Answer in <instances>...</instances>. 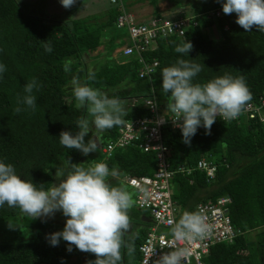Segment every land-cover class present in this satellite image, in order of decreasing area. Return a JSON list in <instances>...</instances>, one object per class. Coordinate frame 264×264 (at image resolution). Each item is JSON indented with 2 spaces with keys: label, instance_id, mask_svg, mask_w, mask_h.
Returning a JSON list of instances; mask_svg holds the SVG:
<instances>
[{
  "label": "trees",
  "instance_id": "16d2710c",
  "mask_svg": "<svg viewBox=\"0 0 264 264\" xmlns=\"http://www.w3.org/2000/svg\"><path fill=\"white\" fill-rule=\"evenodd\" d=\"M142 1L124 3L130 9ZM149 1L154 7L153 15L160 16L159 0ZM168 1L177 8L185 4L183 0ZM218 8H222L219 0L192 3L184 13L194 19L185 38L191 41L192 48L187 55L177 53L174 49L183 39L159 38L155 48L143 53L146 61L158 62L151 79H143L137 73L141 63L136 56L112 55L126 35L125 30L115 26L119 7L111 6L102 14L53 21L24 12L16 0H0V62L6 66L0 74V159L12 163L23 178L45 187L55 182L56 168L63 167L65 160L85 166L93 163L91 152L82 154L78 149L62 146L58 139L62 130L75 131L77 118L85 113L83 108L76 107L69 90L71 76L85 80L89 71H94L96 78L85 82L101 90L110 89L109 96L130 100L147 96L154 88L160 102L167 98L161 88L160 70L183 56L205 66L195 78L197 81L224 72L243 75L252 94L249 101L257 102L264 90V31L255 26L250 31L243 29L235 22V13L219 18L203 16ZM214 25L220 30L217 38L204 32ZM44 43H51V52L44 50ZM99 46H103L102 55L106 58L88 69L84 57ZM33 78L39 84L33 89L35 110L20 103L24 83ZM125 108L122 122L148 114L140 104H128ZM121 123L103 130L101 137L106 141L115 139ZM89 136L90 132L85 141ZM163 141L169 147L173 167L181 162L195 167L205 154L217 165L215 178L209 183L205 173L196 168L189 176L174 175L173 199L179 206V215L185 209H196L200 202L223 196L231 198L229 215L239 233L232 242L211 246L203 263L264 264V125L244 118L215 120L207 132L198 127L188 144L183 142L180 131L166 125ZM106 163L122 172L121 177L110 178L112 183L123 181L126 174L152 175L156 166L154 152H143L133 146L116 149ZM128 214L130 221L141 228L134 234H126V240L135 237V251L129 255L122 249L121 264H138L139 246L151 224L150 214L135 207ZM58 219V224L52 217L32 219L16 206L9 207L6 203L0 206V264H70L73 257L83 259V264L94 260V253L75 246L67 251L68 242L63 239L55 246L48 243L46 231L52 225L62 228L66 218Z\"/></svg>",
  "mask_w": 264,
  "mask_h": 264
},
{
  "label": "clouds",
  "instance_id": "9594fccd",
  "mask_svg": "<svg viewBox=\"0 0 264 264\" xmlns=\"http://www.w3.org/2000/svg\"><path fill=\"white\" fill-rule=\"evenodd\" d=\"M225 14L235 13V22L250 31L253 26L264 31V0H219ZM69 8L75 0H59ZM190 40H183L175 47V52L186 54L192 48ZM46 52L52 51L51 43H44ZM205 67L201 62L177 57L174 63L160 70L161 88L167 94L166 109L171 113L170 120L180 129L184 143L198 127L206 132L217 117L224 120L236 118L242 107L251 99V91L243 75L224 72L205 81L195 78ZM66 71L68 64L64 65ZM6 70L0 62V74ZM95 72L89 71L85 80H95ZM72 75L70 89L76 107L85 113L76 120V130H62L58 139L62 146L80 150L82 154L96 151L98 143L95 134L85 136L94 128L97 131L120 124L126 114L125 102L117 96H109L100 88L94 87ZM39 84L35 78L23 85L24 95L20 103L35 110L36 96L33 89ZM156 101L150 99L149 105ZM160 117L158 123L164 122ZM58 182L45 187L18 174L12 163L0 159V206H16L22 213L38 217H50L56 211L65 216L62 229L46 234L50 245H57L61 239L68 242L65 247L71 251L92 252L95 259L88 264H121L122 249L131 255L135 251V237L126 240L130 231L128 210L132 206V194L123 181L112 183L110 178L121 177L117 166L111 168L103 160L87 166L65 160L63 167L54 173ZM172 245L163 253L156 264H184L188 248L176 242L185 243L203 239L209 232L203 210H183L178 218L168 221Z\"/></svg>",
  "mask_w": 264,
  "mask_h": 264
},
{
  "label": "built area",
  "instance_id": "2783aa9c",
  "mask_svg": "<svg viewBox=\"0 0 264 264\" xmlns=\"http://www.w3.org/2000/svg\"><path fill=\"white\" fill-rule=\"evenodd\" d=\"M108 1L112 6H117L120 9L115 22L116 28L126 32L122 38L124 44L116 51L118 56H136L141 63L137 69L138 76L143 79H151L158 62L156 60L146 61L143 53L155 48L159 38L175 36L184 40L191 22L194 21L193 16L184 14L185 12L177 17L162 13L160 16H153L149 20L142 21L138 20L136 15L126 8L124 0ZM223 15L225 13L222 8L203 14V16H212L213 18ZM227 27L225 26L226 29ZM150 99L156 101L155 106L148 104ZM129 104L131 106L143 105L148 114L124 120L118 128L117 137L101 143L98 148L102 155L101 160L105 162L116 149L129 146L138 147L143 152L155 153L156 166L152 175L126 174L123 181L133 190L135 207L147 210L150 214L151 224L139 246L138 264H156L161 255L169 251L173 243L168 221L179 215V206L173 199L174 189H171L174 175L181 173L189 176L196 168L205 173L206 181L209 183L215 178L217 165L203 155L195 167L187 166L184 162L173 167L169 158V147L163 141V127L169 125L174 130L180 131V129L170 120L171 113L167 111L166 104L159 102L154 88H151V93L147 96L132 97ZM160 117L165 118L164 122H157ZM242 118L264 125V90L257 102L245 103L236 118L224 120L217 117L216 120L240 121ZM230 203L231 198L223 196L197 204L196 208L203 210L209 232L203 239L187 243L176 242L179 246L188 248L184 264H204L203 258L209 253L211 246L217 243L232 242L238 235L239 232L234 228L229 215L228 205Z\"/></svg>",
  "mask_w": 264,
  "mask_h": 264
},
{
  "label": "rangeland",
  "instance_id": "374dc122",
  "mask_svg": "<svg viewBox=\"0 0 264 264\" xmlns=\"http://www.w3.org/2000/svg\"><path fill=\"white\" fill-rule=\"evenodd\" d=\"M18 4L21 6L22 10L28 14L38 16V17H43L47 20H55V21H67L75 18H83L87 17L90 15L94 14H102L103 12L106 11L109 7L112 5L109 3L108 0H75V3L69 7L65 8L63 7L60 3L59 0H16ZM125 1V0H124ZM185 4L182 7H176L173 3L169 2L168 0H159L158 4V9L159 11H162L164 14H170L174 17H177L180 13L187 12L190 10V6L192 3L196 2V0H183ZM154 7L151 4L149 0H144L142 2L135 3L130 7V11L136 15L138 20L146 21L149 20L151 17H153V10ZM110 31V30H109ZM207 35H209L212 38H217L220 36V30L216 25L207 28L204 31ZM122 44H124V41L122 40ZM121 44V45H122ZM119 45L118 47H120ZM120 48H117L114 50L112 53L113 57H119L117 54V50ZM103 46L98 47L95 51H92L90 54L85 55L84 57V64L87 66L88 69H93L96 67V65L101 63V61L106 58L105 56L103 57L102 52H103ZM70 88V86H69ZM71 91V89H69ZM107 94L110 93L109 90H103ZM125 102V106L129 104V99H123ZM167 98L165 99H160V103L166 104ZM101 132L102 131H97L94 128L92 129V132L90 131L91 135L95 134L98 147L101 143H104L106 140H104L101 137ZM101 152L99 149L96 151L91 152V157L93 158V162L100 160L102 158V155L100 157ZM205 156H207L205 154ZM58 182L55 179L56 183ZM129 192L132 194V207H135L134 204V194L133 190L131 187L126 185ZM173 190V186L171 187ZM135 209H137L135 207ZM53 218V222L55 224H58L59 222V217L63 218L65 217L60 211H56L52 216L50 217H41L45 219ZM51 221V220H50ZM141 228L140 224H136L132 221H130V231L129 234H134L135 232H138L139 229ZM62 228L57 227L56 225H52L46 232V234L51 233L53 231L60 230ZM84 260L77 259L76 257H73L70 261V264H83Z\"/></svg>",
  "mask_w": 264,
  "mask_h": 264
},
{
  "label": "bare ground",
  "instance_id": "6f19581e",
  "mask_svg": "<svg viewBox=\"0 0 264 264\" xmlns=\"http://www.w3.org/2000/svg\"><path fill=\"white\" fill-rule=\"evenodd\" d=\"M100 47V46H99Z\"/></svg>",
  "mask_w": 264,
  "mask_h": 264
}]
</instances>
